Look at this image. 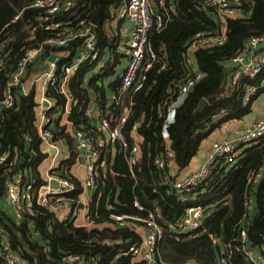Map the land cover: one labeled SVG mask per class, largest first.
I'll return each instance as SVG.
<instances>
[{
	"label": "trees",
	"instance_id": "1",
	"mask_svg": "<svg viewBox=\"0 0 264 264\" xmlns=\"http://www.w3.org/2000/svg\"><path fill=\"white\" fill-rule=\"evenodd\" d=\"M32 1L0 0V29L8 24L2 36L5 50L10 51L6 72L13 69L14 62L27 44L24 40L28 36L26 21L33 19L35 11L24 9V4ZM158 1L154 0L155 11L163 17V28L157 30L154 22L149 33L150 44L157 54V60L145 74L146 79L141 89L131 97L132 113L124 129L128 138L131 126L135 122L139 124L137 132L142 137L140 157L133 167L134 178L131 177L120 153L115 155L108 171H103L88 205L90 219L98 223L110 222L108 216L111 213L144 216V212L140 213L133 207L136 199L146 210H157V220L161 225H176L192 204L189 195L180 194L163 183L166 168L158 169L154 160L164 155L161 137L163 113L174 99L178 86L193 77L185 56L189 42L195 34L212 32L219 27L213 13H203L196 8L198 0H173L172 3L165 0L168 19L162 14ZM240 1L245 17L226 18L222 22L226 31V42L221 47L197 49L193 53L194 65L202 78L176 109L174 121L167 127L172 142V162L179 170L189 165L201 143L222 125L241 121L247 116L251 112L253 101L264 93V89H261L248 103H243L244 87L248 84L257 86L261 79L264 80V69L253 80L242 78L239 86L234 89L227 87L234 71L229 61L243 49L249 38L264 34V0ZM120 2L121 0H78L68 14L72 16L71 19L90 20L99 9L100 23L94 30L99 41V52L101 56L114 57L113 62L105 67L102 77H92L85 85V67L72 80L69 89L78 99V104L72 109L73 121L70 120L75 125L87 124L88 119L84 112L91 102L103 114L110 110L108 89L102 81L104 77L110 78L114 75V69L120 61L116 54L119 37L111 30V22ZM22 11L21 18L9 24ZM44 37V34H38L39 40ZM78 44L80 42H73L57 50L73 51ZM47 51L49 48H45L43 53ZM122 56L126 57L125 54ZM5 80L6 77L0 73L1 88ZM118 84L119 80L115 79L109 86L110 90L114 91ZM50 96L60 99L52 93ZM202 100H205L206 105L199 111L197 109ZM34 108L32 93L24 96L19 91L15 92V105L5 111L0 123V155L4 151L13 152L18 149L19 159H32L35 170L36 165L45 160V154L38 149ZM52 130L56 136L65 138L70 143L58 120H53ZM26 140L30 141L24 149ZM242 147L243 153L236 166H222L214 161L211 178L194 192L198 196L197 202L208 206L205 211H212L211 216L203 219L200 228L192 234L160 242L158 254L163 261L174 264L187 261L215 264L225 245H230L229 259L233 264H252L245 254L247 249H258L261 253L264 245V174L256 186L250 189L255 211L244 227L245 245L239 241L238 224L245 211L243 200L247 180L251 173L261 166L264 167V142ZM73 151L70 146L71 155L64 162L68 167L75 159ZM106 160L108 166L111 161L109 158ZM80 193L81 187L76 183V190L67 197L75 200ZM76 204L75 201L71 202V208ZM108 205L112 206L111 210L107 209ZM0 213L11 226L7 227L0 220V239L2 243L5 242L7 253L11 251L17 254L27 264H68L63 257L76 254L98 260L99 264H143L132 262L128 258L113 260L120 250L140 240L126 228L112 229L107 226L87 229L74 226L71 218L55 223L54 214L46 209L37 212L33 217L25 216L19 223L13 221L8 210L6 213L0 209ZM127 240L130 242L127 243ZM0 264H6L3 256H0Z\"/></svg>",
	"mask_w": 264,
	"mask_h": 264
},
{
	"label": "built area",
	"instance_id": "2",
	"mask_svg": "<svg viewBox=\"0 0 264 264\" xmlns=\"http://www.w3.org/2000/svg\"><path fill=\"white\" fill-rule=\"evenodd\" d=\"M78 0H33L28 7L35 11L33 19H27L26 27L28 36L24 39L27 44L19 58L14 62L13 69L6 72L9 65L10 51L5 50L2 36L8 24L0 29V73L5 77L3 88L0 87V123L6 110L15 105V92L19 91L24 96L34 94L35 101V130L39 141V150L46 154L51 149L59 152V147L65 145L67 153L70 146L74 148L75 160L84 167L85 176L79 177L71 173L70 167L64 165L65 161L49 162L46 159L38 163L34 170L32 159L10 160L8 154L0 155V209L7 213L15 223H19L25 216L33 217L37 212L46 209L54 214L55 223L70 219L76 227L87 228L83 218L88 216V205L94 194L99 178L103 176V169L107 167V160H113L116 154H121L128 166L129 173L134 178L133 167L140 157L142 137L137 132L139 124L135 122L130 130L128 138L125 136L129 116L132 113V96L141 89L146 77L145 74L157 60V54L150 44V31L154 27L163 28V17L153 11L151 0H122L119 6V18H126L131 27L128 33V41L118 44L116 54L126 55V64L118 73L117 66L113 79H118L119 84L114 91H110L108 105L110 110L104 114L92 111L88 115L87 124L75 125L69 118V113L78 104L77 98L69 87L76 74L83 68H87L84 84L90 78L98 79L105 73V67L112 63L114 57L101 56L99 41L92 32L90 20L87 18L71 19L68 14L72 11ZM162 14L168 19L165 8V0H159ZM196 8L203 12H211L216 18L219 28L212 32L195 34L189 42L185 56L191 67L193 77L183 81L177 89L174 99L163 113L161 137L164 145L163 157L154 160L158 169H165L163 180L175 191L187 194L192 201L191 206L184 212L176 225L163 226L157 220V210H146L134 199L133 207L145 215L109 214L110 222L107 226L112 229L126 228L135 233L139 242L129 244L120 250L113 258L114 261L128 258L132 262L143 264H174L163 261L158 254V245L165 239L192 234L205 218H209L212 211L198 203V196L194 194L197 188L212 176V165L218 161L222 166H236L243 153L242 146H249L260 141L264 142V119L257 118L244 127L235 131V138L224 139L212 144L214 158L207 164L191 170L186 176L175 179L170 171L169 164L172 162L171 140L167 133V127L174 121L176 109L184 102L193 87L202 78L192 62L193 53L197 49H209L221 47L226 42V31L222 24L226 18H244V8L240 0H198ZM23 11L17 14L9 24L15 23L21 18ZM45 35L39 40L38 34ZM80 42L73 51L62 50V47ZM49 48L47 53H43ZM57 50V51H56ZM44 54V55H43ZM55 56L51 62L49 58ZM42 58V59H39ZM234 71L228 81L227 87L239 86L240 80L246 78L253 80L264 69V34L249 38L243 49L230 61ZM104 84V80L102 81ZM264 89V80L261 79L257 86L248 84L244 87L242 100L248 103L257 92ZM54 94L60 99L51 97ZM128 102V104L126 103ZM45 104V105H44ZM61 106V108L59 107ZM118 112V114H116ZM66 117L64 133L70 139V143L58 137L52 130L53 120H61ZM63 121V119H62ZM30 140H26L29 144ZM66 161L69 158H64ZM44 163V164H43ZM43 164L44 171H40ZM103 170V171H102ZM107 171V169H105ZM34 171H38V174ZM40 171V174H39ZM104 171V172H106ZM264 174V167L251 173L245 188L243 205L245 208L242 220L239 222V241L242 245L246 242L244 227L254 215V201L250 189L256 186ZM55 181L57 188H51L50 182ZM76 183L81 187V193L75 200L67 197L76 190ZM86 193V194H85ZM88 193V194H87ZM77 202L71 208V202ZM6 204L8 208L5 210ZM108 210L112 209L108 205ZM69 212L63 217V212ZM90 218V217H89ZM90 224L98 222L90 221ZM100 223H105L100 221ZM146 230L144 235L138 233V229ZM36 235L35 232H32ZM264 241V234L262 235ZM127 243L130 241L127 240ZM230 245H225L216 259L215 264H233L230 262ZM5 242L0 239V256H3L6 264H27L17 254L7 253ZM246 256L252 264H264V245L261 250L262 259L254 260L250 251L245 250ZM68 264H99L98 260H90L82 255H67L63 257ZM183 264H203L197 261H187Z\"/></svg>",
	"mask_w": 264,
	"mask_h": 264
},
{
	"label": "crops",
	"instance_id": "3",
	"mask_svg": "<svg viewBox=\"0 0 264 264\" xmlns=\"http://www.w3.org/2000/svg\"><path fill=\"white\" fill-rule=\"evenodd\" d=\"M172 3V2H170ZM122 4V0L120 2V6ZM151 4L153 5V11L156 10L155 8V5H154V0H151ZM119 9L116 11V16L113 18L112 22H111V30L114 31L116 33V35H118V43L117 44H122V43H125V38L128 39V33H129V30H130V23L127 21V19L125 18H119L118 14H119ZM156 12V11H155ZM157 13V12H156ZM100 17V15H99ZM93 18V17H92ZM92 18L90 19V23H91V28H92V32L95 34L94 30L99 26V25H95L93 24L92 22ZM99 21H100V18H99ZM96 36V34H95ZM123 54H120L119 55V63L116 65L117 66V70L120 72L122 70V68L124 67V65L126 64V57L125 56H122ZM122 56V57H121ZM193 63H194V60H193ZM114 76V75H113ZM113 76H111L110 78L113 79ZM110 91L111 90H108L107 91V95L109 96L110 94ZM31 94V93H30ZM33 94V93H32ZM33 97H34V94H33ZM78 100V99H77ZM262 108V109H261ZM260 108V106H258V109L260 112H264V105H262V107ZM73 109V108H72ZM92 111H97L96 107L94 104H92V102L89 104V108L84 112V115L87 117L88 119V115L90 114V112ZM72 112L73 110L69 113V118L72 120ZM100 112V111H99ZM34 114H35V111H34ZM36 116V115H35ZM63 119V121H62ZM257 119V118H255ZM255 119L247 122V123H251L252 121H254ZM264 119V118H262ZM55 120V119H54ZM58 122L60 123L61 121V124L65 122L66 120V117H62L61 120L57 119ZM73 121V120H72ZM88 121H91L88 119ZM242 121L244 120H241V121H236V122H230V123H227V124H224L222 125V127L220 129H218L216 132H214L209 138H207L206 140L209 141V145L207 147V149L205 150H201L203 151V153L197 158V156L191 160V162L189 163L188 165V168L187 169H184L186 171L181 172V170L178 169V167L173 163L171 162L169 164V168H170V171L172 172L173 176L175 179H180L184 176H186L191 170L197 168L198 166H201V165H204V164H207L209 161H211L213 158H214V154H213V150H212V144L214 142H220L224 139H233L235 138V129L238 128V126H240ZM234 130V131H232ZM202 145V144H201ZM39 148V146H38ZM74 150V148H73ZM74 152V151H73ZM8 154L10 160H15L16 163H17V166H20L19 165V151L18 149H15L13 152H10V151H4L2 152V154ZM71 155L70 151L69 153H67V147L65 145H61L59 147V152L56 150V149H51L49 150L46 154H45V159L49 162H56V161H66L64 158H69ZM114 160V159H113ZM113 160L111 161V163L105 168L104 167V171H106L105 169L109 168L110 165H112L113 163ZM44 164V163H43ZM43 164L40 166V171H44L45 167L43 166ZM197 166V167H195ZM112 167V166H111ZM71 173L73 174H76V176L79 177H82V176H85V169L83 166H81L80 164H78L76 162V160L74 159L73 163L71 164V167L69 168ZM102 170V171H103ZM190 170V171H189ZM40 171H39V174H40ZM108 171V170H107ZM38 174V171H34ZM80 179V178H79ZM81 180V179H80ZM86 194V193H85ZM88 194V193H87ZM8 208V205L6 204V207H5V210ZM68 213L69 212H63V217H65L66 215L68 216ZM83 215L84 217L83 218H80V221H84L85 224L88 226L87 229H91V228H98V229H101V228H104V227H107V223H98V224H90L89 222L91 221V219L86 216L85 217V211L83 210ZM138 233L141 234V235H144L146 233V230H141L140 228L138 229ZM222 250V249H221ZM250 251V250H249ZM250 254L252 256V258L254 260H260L262 259V256H261V253L258 249H254V250H251L250 251Z\"/></svg>",
	"mask_w": 264,
	"mask_h": 264
},
{
	"label": "rangeland",
	"instance_id": "4",
	"mask_svg": "<svg viewBox=\"0 0 264 264\" xmlns=\"http://www.w3.org/2000/svg\"><path fill=\"white\" fill-rule=\"evenodd\" d=\"M192 62H193V58H192ZM118 73H119V71H117ZM104 85L107 87V89L108 90H110V84L114 81V79H112V78H109V77H104ZM262 105H264V93L263 94H261V95H259L254 101H253V103H252V106H251V112L247 115V116H245L242 120H244V121H242L241 123H239V124H241L240 126H238V128L239 127H244L245 125H247L248 123L247 122H249V121H251V120H253V119H255V118H264V112H260L259 111V109H258V106H260V108L262 107ZM262 109V108H261ZM236 122V121H235ZM238 128H236L235 129V131L238 129ZM232 131H234V130H232ZM202 145L200 146V149H199V151L197 152V154L195 155V157L197 156V158L203 153V151H201L202 149L204 150H206L207 149V147H208V145H209V141L208 140H204L202 143H201ZM194 157V158H195ZM195 167H197V166H195ZM188 168V166L186 167V168H184V169H187ZM184 169H182L181 170V172H183L184 173V171H186V170H184ZM190 171V170H189Z\"/></svg>",
	"mask_w": 264,
	"mask_h": 264
},
{
	"label": "water",
	"instance_id": "5",
	"mask_svg": "<svg viewBox=\"0 0 264 264\" xmlns=\"http://www.w3.org/2000/svg\"><path fill=\"white\" fill-rule=\"evenodd\" d=\"M173 0H170V2H172ZM28 3H25L24 4V7H28ZM99 15H100V10L98 9L96 12H95V14H94V16H93V18H92V22H93V24H95V25H99V23H100V21H99ZM128 41V39L127 38H125V41L124 42H127ZM55 59V56H51L50 58H49V61H53ZM45 105V104H44ZM206 105V102H205V100H202L201 102H200V104H199V106H198V109L197 110H199V111H201L203 108H204V106ZM50 187L51 188H57V183L55 182V181H51L50 182ZM0 220L7 226V227H11L10 226V224H9V222L6 220V218L0 213Z\"/></svg>",
	"mask_w": 264,
	"mask_h": 264
}]
</instances>
